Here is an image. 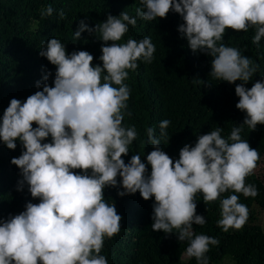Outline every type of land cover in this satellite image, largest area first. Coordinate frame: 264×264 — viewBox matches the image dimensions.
Here are the masks:
<instances>
[{
	"label": "clouds",
	"instance_id": "clouds-1",
	"mask_svg": "<svg viewBox=\"0 0 264 264\" xmlns=\"http://www.w3.org/2000/svg\"><path fill=\"white\" fill-rule=\"evenodd\" d=\"M55 11L49 4L40 16ZM170 12L180 15L178 32L192 52L211 57V80L235 84L236 108L245 118L227 137L223 127L199 134L194 144L179 149L178 158L161 147L162 141L168 144L171 125L163 119L159 136L155 127L146 128L147 143L153 146L146 161L135 153L126 163L139 133L134 124H124L125 116L133 115L125 81L139 62H153L156 46L150 36L121 41L138 19H166ZM135 13H108L94 27L79 21L73 41H80L85 31L95 35L103 42L102 64L94 65L87 50L69 53L58 38L42 41L39 55L55 66L54 80L50 83L52 71L42 68L35 84L39 90L23 101L11 98L3 110L0 142L15 150L19 141L21 154L10 163L19 169L17 191L27 187L32 199L18 214L0 216V264H108L102 249L106 239L119 234L122 215L106 202V188L117 189L120 197L137 192L144 200L154 197L151 229L186 242L181 261L210 264L207 253L220 245L218 237L194 230L207 223L197 214V194L206 206L219 202L216 224L223 232L242 230L247 223L250 210L239 202L240 195L258 196L257 186L246 179L255 175L261 156L241 133L245 125L252 131L264 125V79L246 87L260 65L223 41L226 29H252L251 42L259 49L264 0H139ZM58 16L65 20L67 13L61 8Z\"/></svg>",
	"mask_w": 264,
	"mask_h": 264
},
{
	"label": "trees",
	"instance_id": "trees-1",
	"mask_svg": "<svg viewBox=\"0 0 264 264\" xmlns=\"http://www.w3.org/2000/svg\"><path fill=\"white\" fill-rule=\"evenodd\" d=\"M49 4L57 11L51 17L41 18L40 10ZM137 7L139 0H0V116L11 98L23 101L39 90L35 84L42 79V68L51 70L53 76L49 82L54 80L55 66L39 55L42 41L58 38L69 53L87 50L94 55V65L102 64L99 56L103 42L95 35L85 31L80 41H73L79 21L83 19L94 27L106 20L108 13L118 15L125 10L134 16ZM61 8L67 13L65 20L58 16ZM182 22L180 15L173 12L166 19L151 22L138 19L137 26H129L121 41L150 36L156 46L153 62H139V68L135 72L129 70L125 81L131 89L128 106L133 115L125 116L124 124H134L139 133L129 146L128 156L124 157L126 163L135 153L146 161V154L153 150L147 143L146 128L155 127L159 136V122L163 119H170L171 125L167 129L168 144L162 141L161 147L171 157L178 158L179 149L186 143L194 144L199 134L223 127L222 136L227 137L245 118V113L236 108L239 97L235 94V84L211 80L208 75L211 57L193 53L187 46V40L178 32ZM253 35L252 29L248 32L226 29L223 41L241 49L242 55L260 65L246 85L249 88L256 80L264 79V39L257 49L251 42ZM241 137L264 157V125H258L254 131L245 125ZM17 144L15 150H10L0 142V216L3 217L23 211L26 202L32 199L27 187L23 192L16 189L19 169L10 161L21 154L19 141ZM148 167L150 172L151 166ZM246 183L255 184L259 194L255 198L240 195L239 202L248 206L250 214L239 231L223 232L216 224L220 218L219 202L206 206L202 195L196 196L197 214L204 215L207 223L203 227L194 225L195 232L220 239L219 247L212 246L207 253L210 264L225 261L227 264H264V227L257 214L259 210L264 211V174L256 170L255 175L247 177ZM105 200L115 204L118 214L122 215L119 234L106 239L102 249L108 264H196L194 258L180 260L186 242L180 243L175 234L166 236L162 231H152L154 197L144 200L139 192L120 197L117 189L106 188Z\"/></svg>",
	"mask_w": 264,
	"mask_h": 264
},
{
	"label": "rangeland",
	"instance_id": "rangeland-1",
	"mask_svg": "<svg viewBox=\"0 0 264 264\" xmlns=\"http://www.w3.org/2000/svg\"><path fill=\"white\" fill-rule=\"evenodd\" d=\"M256 170H258V172L264 174V157L261 158L260 161L258 162V167ZM257 214H258L259 221L261 222L262 226L264 227V211L259 210ZM227 263H228L227 261L223 262V264H227Z\"/></svg>",
	"mask_w": 264,
	"mask_h": 264
}]
</instances>
